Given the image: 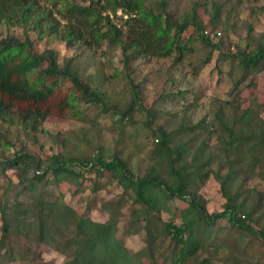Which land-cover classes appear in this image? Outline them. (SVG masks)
<instances>
[{
	"label": "rangeland",
	"instance_id": "obj_1",
	"mask_svg": "<svg viewBox=\"0 0 264 264\" xmlns=\"http://www.w3.org/2000/svg\"><path fill=\"white\" fill-rule=\"evenodd\" d=\"M42 2L53 7L49 0ZM213 3L220 6L215 14ZM146 5L158 7V0H146ZM167 10L174 19L195 20L206 29L220 32L213 37L218 49L209 63L200 69L195 68L194 63L200 62V57L206 54L205 47L202 48L198 40L192 42L196 50L181 63H176L173 58H138L131 62L129 75L137 84L142 106H135L131 122L128 121L122 128L116 126L111 110L98 116L91 124L49 116L43 125L44 132L34 137H11V144H0V156H10L13 151L24 148L40 156L43 166L48 160L47 155L62 147L55 137L59 132L69 152L81 156L98 152L107 159L120 154L128 159L135 175H151L165 185L171 184L172 177L163 161L151 156L157 129L170 133L184 121L200 123L195 133L175 132L167 143L170 149L181 151V160L178 161L181 166L194 165L198 176L192 184L195 199L203 203L208 213L226 209L227 202L236 204L235 215L241 217L254 204L258 207L249 218H244L253 226L247 232L232 226L226 217L216 218L211 230L203 235L205 245L198 257L208 258L210 264H264V237L259 233L264 231L263 166L257 164L248 168L243 155L232 150H228V158L225 152V149H230L227 148V137L217 118V108L227 101L242 109L251 107L264 118V70L256 76L246 75L236 89L227 72L228 65L216 60L218 51H234L253 47L257 42L264 43V0H168ZM249 26L252 27L253 38L247 40ZM193 28L194 23L189 22L183 31L185 37ZM7 35L24 38L20 27L0 24V39ZM40 42L39 50L46 46L55 50L59 64L69 56H76L82 74L93 86L103 89L108 104H117L118 108L128 105L131 89L118 49L102 51L101 48L93 50L82 45L66 47L64 42L56 39ZM161 95L165 97L160 98ZM91 110L88 109L87 113ZM226 112L230 110L226 109ZM226 121L231 123V119ZM2 123L0 121V131L4 132ZM153 133L156 135L153 136ZM236 156L238 159L230 165L231 159ZM231 169H235V174L238 171L232 180L227 178ZM19 173L15 166H6L5 172H0V199L8 181L15 185V189L23 186ZM37 190L33 196L31 191L21 196L26 200L31 195L24 204L27 212L20 216L24 224L8 240L14 244L18 258L1 256L0 264H65L78 251L81 242L74 224V213L100 223L111 218L116 226L110 237L113 242L125 247L132 264H159L173 243L168 237H158L151 248L153 259L148 257L142 246L145 245V224L153 223L152 219H155L150 216H158L164 224L172 222L179 225L187 217L198 213L189 205L187 194L183 197L171 196L167 189L153 188L146 191L150 210L147 215L134 201L133 193L119 182L109 176L88 172L77 177H62L54 183H40ZM225 191L231 195V200ZM41 198L47 200L51 218L48 220L47 235L37 241L34 224L36 217L40 218L41 211L36 203ZM50 204L52 210L49 211ZM64 204L70 205L74 213L70 212L67 220L61 222L59 216L62 211L60 214L56 207Z\"/></svg>",
	"mask_w": 264,
	"mask_h": 264
},
{
	"label": "trees",
	"instance_id": "obj_2",
	"mask_svg": "<svg viewBox=\"0 0 264 264\" xmlns=\"http://www.w3.org/2000/svg\"><path fill=\"white\" fill-rule=\"evenodd\" d=\"M49 1L53 7L47 6L42 0H0V24L20 27L24 32L23 39L15 35L0 39V121L3 122L1 126L4 130L0 131L2 145L11 144V137H34L35 134L44 132L43 125L49 116L91 124L96 122L98 116L111 110L116 126L122 128L128 121H132L135 106H142L137 84L129 75L131 62L141 57H156L173 58L176 63H181L196 50L192 42L198 40L206 50V54L200 57L201 61L194 63L195 68L200 69L211 61L214 51L218 49V43L213 41V37H216L214 30L206 29L195 20L174 19L167 10L168 0H158V7L147 6L146 0ZM219 10L220 6L213 3V14ZM189 22L194 23V28L185 37L183 31ZM247 34V40L253 38L251 26L248 27ZM55 39L64 42L66 47L82 45L93 50L118 49L124 75L131 89L128 105L118 108L117 104H108L103 89L86 80L79 69L80 61L76 56H69L59 64L54 49L46 46L39 50L40 41ZM248 43L246 41V45ZM217 56L218 63L228 65L227 72L236 89L246 75L256 76L264 70L262 42L249 48L218 51ZM91 108V113H87ZM226 109L230 112L227 113ZM217 118L227 137L226 144L230 149H225V152L228 158V150H232L243 155L248 168L258 164L263 166L264 172V118L251 107L242 109L229 101L219 105ZM228 119H231L230 124L226 121ZM199 128L200 123L190 124L184 121L170 133L161 128L157 129V135L153 133L156 136L151 156L159 157L172 177L171 184L165 185L154 176L135 175L128 159L120 154L107 159L98 152L83 156L69 152L65 139L59 132L55 137L62 147L47 155L48 160L43 166L40 156L27 152L24 148L13 151L10 156H0V172L4 173L6 166H15L20 172V183L23 184L20 189H15V185L8 181L1 193L0 257L18 258L14 244L8 240L24 224L20 216L27 212L24 204L31 197L28 195L26 200L23 199L21 196L25 192L31 191L33 196L40 183H54L62 177H77L88 172L96 176H109L119 182L133 193L134 201L139 203V207L147 215L150 210L146 191L160 188L167 189L171 196L183 197L187 194L190 197L189 205L198 210V213L187 217L179 225L172 222L164 224L158 216H150L155 219H152L153 223L145 224V245L142 247L148 257L153 259V242L158 237H168L173 245L162 256L159 264H210L208 258H199L198 253L205 245L203 235L211 230L215 219L226 217L232 226L250 231L253 226L246 223L244 218H249L258 204H254L241 217L235 215L236 204L227 202L226 209L208 213L203 203L195 199L192 184L197 181V171L193 168L194 165L181 166L178 163L181 151L170 149L167 143L175 132L195 133ZM235 158L231 159L230 165L235 163L238 156ZM234 170L229 171L228 179L232 180L238 175V171L235 174ZM225 183L226 179L223 181ZM225 194L231 200V195L226 191ZM36 205L41 212L39 219L35 216L37 222L34 226L37 241H41L47 235L51 214L48 213V203L44 198L37 199ZM56 209L60 214L62 211L59 216L61 222L67 220L70 212L74 213L70 205L64 204ZM74 224L81 242L78 251L65 264H132L125 247L113 242L110 237L116 226L111 218L100 223L74 213ZM259 233L264 237L263 230Z\"/></svg>",
	"mask_w": 264,
	"mask_h": 264
},
{
	"label": "built area",
	"instance_id": "obj_3",
	"mask_svg": "<svg viewBox=\"0 0 264 264\" xmlns=\"http://www.w3.org/2000/svg\"><path fill=\"white\" fill-rule=\"evenodd\" d=\"M205 32H207V30H205ZM219 33H220L219 31H216V34H217V35H219Z\"/></svg>",
	"mask_w": 264,
	"mask_h": 264
}]
</instances>
